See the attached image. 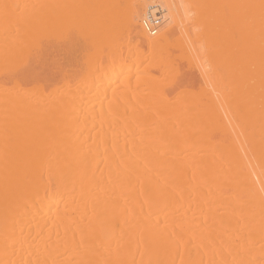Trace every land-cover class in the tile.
<instances>
[{"label": "bare ground", "instance_id": "1", "mask_svg": "<svg viewBox=\"0 0 264 264\" xmlns=\"http://www.w3.org/2000/svg\"><path fill=\"white\" fill-rule=\"evenodd\" d=\"M146 1L0 0V264H264V0Z\"/></svg>", "mask_w": 264, "mask_h": 264}, {"label": "rangeland", "instance_id": "2", "mask_svg": "<svg viewBox=\"0 0 264 264\" xmlns=\"http://www.w3.org/2000/svg\"><path fill=\"white\" fill-rule=\"evenodd\" d=\"M147 1L149 2V0H147ZM175 2H176V5L181 10L180 13H181V19H182L183 23H185V25H186V27L188 29L192 28V24H191V21L189 19V10L184 7V5L182 4V2L180 0H174V3ZM66 13H68V12H66ZM75 33L78 34L79 32L78 31H75ZM68 34H70V32ZM77 34L75 35L74 34V31H73V35L71 34V37L69 36L70 38L68 37V39H67L66 36H64L65 34L64 35L61 34L62 36L66 37V38L63 39V37L61 36L62 37V39H60L61 40L60 41L61 43L59 42L60 43V44H58L59 46H56L57 48H54V50H53L54 51V54L53 55H54L55 58L57 56L56 53H58L57 51L59 50L61 52V50H62V52H61L62 54L61 53H58L59 56H57V58L59 57V59H60V57L62 56L61 58L64 59V60H66V63H65V66H66L65 68H67V69H65L66 71L67 70L70 71V70H72V68H74L73 65H75V64L72 63V61L79 60V58L80 59L81 58H84V56L86 57L87 56L86 54H88L86 52H88L90 50L89 46L92 47L93 44L95 43L94 41H93V43H91V40L92 39L89 40V39L85 38L88 35V33H86L87 35L84 34L86 36H84V35L81 34L82 37H79V34L78 35ZM58 35L60 36V34H58ZM66 35H67V33H66ZM87 37H91V36H87ZM68 40H70V41H68ZM58 41H59V39L57 40V42ZM68 42H71L72 45H71V43L68 44ZM108 42L110 44L120 45L123 48L127 47L128 45L129 46L141 45V46L147 47L146 40H144L143 38H140V36L138 35V30H136V29H132L129 34H125L124 32L118 33L115 36H113L111 38H108ZM63 43H64V45H63ZM62 45L64 46V48H63ZM91 51L92 50H90V52ZM90 52H89V55H90ZM92 54H93V52L91 53V55ZM168 82H170V80Z\"/></svg>", "mask_w": 264, "mask_h": 264}, {"label": "built area", "instance_id": "3", "mask_svg": "<svg viewBox=\"0 0 264 264\" xmlns=\"http://www.w3.org/2000/svg\"><path fill=\"white\" fill-rule=\"evenodd\" d=\"M151 29H152V28H151ZM155 32H156V31L154 30V31L152 32V35H154V34H155Z\"/></svg>", "mask_w": 264, "mask_h": 264}]
</instances>
